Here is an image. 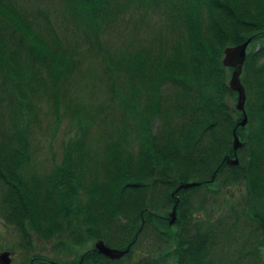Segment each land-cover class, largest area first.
<instances>
[{
	"label": "trees",
	"instance_id": "1",
	"mask_svg": "<svg viewBox=\"0 0 264 264\" xmlns=\"http://www.w3.org/2000/svg\"><path fill=\"white\" fill-rule=\"evenodd\" d=\"M24 1L18 6L15 0H0V209L6 223L22 238L31 232L43 239L61 234L79 243L96 237L125 249L134 246L141 213L149 223L156 206L176 204L184 211L179 212L177 231L162 235L166 246L159 249L167 248L160 254H166L146 256L136 264H164L175 256L179 264H225V250L219 249L215 260L208 246L215 229L227 235L238 228V216L216 226L209 216H195L202 197L198 207L187 196L176 202L184 191L177 188L185 182H197L191 190L207 188L218 179L221 186L243 181L248 199L264 207V0H61L72 31L87 42L82 58L102 64L97 77L107 85L106 91L117 86L122 75L124 80L122 90L110 91L108 98L116 104L109 124L102 118L104 127L91 136L87 125L103 108L80 113L82 135L70 139L62 160L42 174L32 164L28 138V126L38 114L33 99L52 98L58 106L54 97L58 84L81 66L82 59H75L73 46L60 44L51 25L46 26L51 31L40 32L31 23L32 0ZM132 12L139 16L134 23L128 18L132 28L136 31L146 17L142 27L151 35L134 53L114 54L99 42L103 30ZM153 15L157 22L148 24ZM44 17L50 22L49 15ZM249 37L241 81L250 132H245L244 147L236 151L244 155L237 164H229L224 156L234 153L233 130L238 135L241 129L236 116L244 114L230 105L229 99L237 96L228 86L231 68L221 58L226 46ZM4 110L10 122L7 129L1 118ZM244 215L246 224L251 219L259 223L263 236L259 239L256 230L241 235L243 248L252 245L237 250L247 262L264 245V213ZM113 226L119 230L117 236L108 234ZM192 231L196 238L190 243V235H184ZM93 249L84 258L101 256ZM31 258L36 259L34 253ZM237 260L230 259L229 264H238Z\"/></svg>",
	"mask_w": 264,
	"mask_h": 264
},
{
	"label": "rangeland",
	"instance_id": "2",
	"mask_svg": "<svg viewBox=\"0 0 264 264\" xmlns=\"http://www.w3.org/2000/svg\"><path fill=\"white\" fill-rule=\"evenodd\" d=\"M15 1H17L18 6L25 5L24 0ZM30 7L32 10L31 20H33L31 23L35 22L36 24L34 23V26L39 31L41 30L42 33H45L49 30L51 31V27L50 29L46 28L47 25H51L54 30L52 31V33H54V36L57 37L58 40H60V44L63 46V44L65 43L66 46H73L72 54L73 51H75V53L73 54L75 59H82L81 66L79 65L77 69H74V72L71 75H69L65 80H62V83L60 82L58 84L59 88L57 91H55L54 95V97L58 99V106L55 107V104L52 103V98L50 101H48L46 97L40 95V97L33 99L35 108L38 110V114L36 116V119L32 120V124L28 126V138L31 147L30 150L32 156V164L34 165L37 173L42 174L45 171L49 170L55 162L59 163L62 160L64 148L70 139H77L82 135V126L78 123L77 120L80 116V113L84 112L85 110H88V112H93L92 108H94L95 106H101L103 108L100 110L99 114L95 115L93 120L94 123L91 126H89L90 124L87 125L91 136L93 133H96L101 127H104L101 121L102 118H106L107 120L105 122L109 124V121L115 115L112 107L113 104H116V100H110V98L108 97L111 90L116 88H120L119 90H122L124 78L122 75V79L120 80L119 78L116 83L117 86H114L112 89L106 91L107 85L105 86L103 81H101L97 77L100 75L102 64L96 60H93L91 62L90 57H85L84 59L82 58L83 53L87 55V42L82 39L80 33L72 31L73 24L70 21L68 22L64 18L63 9H61V0H32V4L30 5ZM44 13L49 15L50 22H48L44 17ZM129 17L133 18L134 23V21H136L139 16L136 12H132L131 14L129 13L125 15L123 19L120 18L119 20L115 21L111 27H106L103 30V34L99 42H102L106 49L114 52V54H118L126 50L133 51V49L136 47L134 49L135 51L141 45H145L146 41L151 35L149 29L142 27V25H145L146 17L140 22L141 25H137V27H135L136 31L128 22ZM157 18V15H153L152 21L147 19V23L154 25L157 22ZM65 23H67V25H65ZM55 31L57 33H55ZM248 39H250L251 41L250 37L246 40ZM250 41L247 45L248 50L250 47ZM76 42H78V44H76ZM134 51L132 53H134ZM230 68L232 70V67ZM231 70L228 71L229 74H231ZM253 96L254 95H252L250 99L254 108L256 101ZM33 97H31V99ZM232 98L229 99V101L232 100V104L230 102L229 103L230 105L234 106L236 104V100L235 98ZM246 100L247 99H245V103ZM1 103L4 107L6 100L2 101ZM235 109L236 112H241L237 108ZM3 112L5 116H1V118L4 122V128H8L10 122L8 121L5 110ZM236 112L235 116L237 115ZM255 112L256 120L260 121L259 109ZM232 115L234 116L233 113ZM236 117H238L239 120L238 126H240L241 128L240 133L238 132V137L241 141L244 142L243 139L246 136L245 132L250 130L248 127L250 126L249 121L247 119L245 123L241 125L239 122L242 121L243 117L239 118V115ZM160 125L161 123L158 124L157 128H159ZM246 127L248 128L246 129ZM243 147L244 146L238 147L237 150H240V148ZM235 153L237 158H239L243 152ZM229 156L233 157V154L231 153V155ZM214 177L215 174L210 178V181H213ZM244 184L245 183L242 181L231 182L228 183L227 186H221L220 179H218L209 184L207 188L205 186H201L190 190L189 187H187L184 188L183 192H179L180 194L178 193L177 196H174H176L177 198L181 197V195L187 196L186 199L196 206L198 199L202 197L203 204L201 205L200 211H198V213L195 212V216L197 214H199V216H202L203 218L209 216L216 226H218L217 224L223 223L224 221H227L226 223L230 221L232 222L238 216V228L234 227L230 229L227 235L219 231L218 229H215L213 241L210 242L208 246L209 252H212V255H210L211 257L216 260V256H220L219 249H224L228 254L227 256L224 255L223 257V262L225 264H229V262H231L230 259L233 260L234 258L238 259V264H242L244 262H248L250 264H264V245H262L258 250L259 257H255L252 254L253 256H249L250 259H248L247 262L245 258L241 260L238 257V248L249 249L252 247L251 244L246 245L244 248L242 245H240V242L242 240L241 238L243 237L241 235L243 233L247 234L250 231L256 230V236L259 239L263 238L262 233H259V223L256 220L251 219L250 222L246 224L245 219L247 218L244 215L245 211H247V213H255L256 215H261L262 213H264V207L254 205V200L248 199L246 192L247 190ZM219 187H221V191L217 193ZM178 200L180 199L178 198ZM189 201H185V206L189 204ZM173 206V204L169 208H167L166 205L163 208L161 206H156L153 213L154 217L149 223L144 220V215L141 213L142 218H140V220H142V226L141 229H137V233L134 237V246L132 245L133 247H131L129 245L127 247V252L129 251V254L126 252L127 254L125 253L118 259H110L108 257V260L105 259L107 256L101 253H98L101 254L98 259H94L91 257L84 258L86 254H91L89 251L94 248L95 242L99 239L96 237H94L93 240L92 238H87L88 240L85 239L84 242L79 243L71 241L70 238H64L61 236V234L53 238L43 239L37 236V234L31 232L29 236L22 238L20 232L15 226L6 223L4 216L1 214L2 209H0V252H10L9 255L11 256V262L9 264H42V261L44 260L55 261L56 264H74L79 261H82L81 264H136V262L141 261L142 258L146 256L157 257L160 255L159 257H161L162 255L166 254H160L167 248L165 247L164 250L159 249V246H166V244L163 242L164 240H167V238H162V235L163 233L165 234V232L168 234H172L177 231L180 224L178 223V221L181 220L179 218V212L184 211L182 206L178 207V209L175 208L176 219L172 223H170V213L173 209ZM236 213L238 215H236ZM249 217L255 218L256 216L254 217L252 215H249ZM139 222L141 223V221L138 220L137 225ZM118 231L119 230L114 226L112 228H108V234L112 236H117L119 234ZM66 233L67 232H64V234ZM189 235L191 237L190 243H192V240L196 238V234L194 231H192L189 233L186 232L184 236L188 237ZM62 238L64 240V244L61 243ZM226 238L233 239L229 240ZM251 239L253 240L254 238ZM114 248L121 249L119 247ZM32 253H34L36 259L31 258ZM167 259L168 257L167 255H165L163 262H165ZM215 260H213V262ZM164 264L179 263L177 262L175 256V258H170V260H168V262L166 261Z\"/></svg>",
	"mask_w": 264,
	"mask_h": 264
},
{
	"label": "water",
	"instance_id": "3",
	"mask_svg": "<svg viewBox=\"0 0 264 264\" xmlns=\"http://www.w3.org/2000/svg\"><path fill=\"white\" fill-rule=\"evenodd\" d=\"M250 39L245 40L242 43L235 44V45H229L226 46L223 50V58H222V64L225 67H232L231 74L228 79V85L237 94L236 104L235 107L240 110L244 115L242 121L239 123L243 125L245 121L247 120L246 114H245V99H246V93L244 86L241 81V73L243 69V65L246 59V50L247 45ZM232 148L234 150L233 157H230L229 155L224 156V160L229 164H237L238 158L236 156L235 151L238 149V147L244 146V142L241 141L238 137V135L235 133V130H233V143ZM214 175V174H213ZM197 182H185L181 183L177 189L179 188H187L196 185ZM174 196V193H172ZM178 201V198H176V202ZM175 208L176 204H174L173 209L170 213V220L169 222L172 223L175 219ZM127 249H118L114 247L108 246L103 239H98L95 242V250L98 253H101L110 259H118L122 257L126 252ZM9 251H2L0 252V264H9L11 262V256L9 255Z\"/></svg>",
	"mask_w": 264,
	"mask_h": 264
},
{
	"label": "flooded vegetation",
	"instance_id": "4",
	"mask_svg": "<svg viewBox=\"0 0 264 264\" xmlns=\"http://www.w3.org/2000/svg\"><path fill=\"white\" fill-rule=\"evenodd\" d=\"M81 263H82V261H79V262L74 263V264H81ZM42 264H56V262L55 261L44 260V261H42Z\"/></svg>",
	"mask_w": 264,
	"mask_h": 264
}]
</instances>
